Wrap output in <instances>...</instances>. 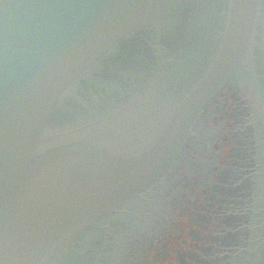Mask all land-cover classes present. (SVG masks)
I'll return each instance as SVG.
<instances>
[{
	"label": "water",
	"instance_id": "obj_1",
	"mask_svg": "<svg viewBox=\"0 0 264 264\" xmlns=\"http://www.w3.org/2000/svg\"><path fill=\"white\" fill-rule=\"evenodd\" d=\"M228 86L264 142V0H0V264H124L143 238L138 264H205L237 220L217 204L229 177L197 193L177 158ZM211 110V129L238 113ZM256 221L245 264H264V201Z\"/></svg>",
	"mask_w": 264,
	"mask_h": 264
},
{
	"label": "flooded vegetation",
	"instance_id": "obj_2",
	"mask_svg": "<svg viewBox=\"0 0 264 264\" xmlns=\"http://www.w3.org/2000/svg\"><path fill=\"white\" fill-rule=\"evenodd\" d=\"M230 100L233 109L237 108V115H230L229 110H227L226 113H219L217 118H219L218 122L220 123V127L211 129V119L208 117L212 111L211 109L215 106L222 109ZM214 102L212 106L206 109L203 119H201L203 121H199L201 123L198 124L196 128V130H198L197 135L189 138L184 151H182L177 158V163L180 167H183L180 169V172L186 173V177H188L187 170L189 168H187V166L189 164H192L194 167L197 166L199 173L196 177L199 179L196 178L194 183L191 184L193 188L197 189V193L202 191L203 188L207 189V191L213 190L212 181L209 183V180H207V182L201 180V175L202 179H204V177H211V173L209 177L207 176L208 171L210 172L211 170L212 174L216 173V171H219L221 174L223 171L226 174L224 177H229L227 187H223L222 191L220 190L223 197L220 198L221 201L217 204L219 206V211H222L220 218L227 219L234 217L237 218V220L233 227L220 228V233L222 234V243L220 247L219 244H216V249H213V251H211V249H206L205 254L202 251L205 259L201 261L205 264H245L250 259V248L253 246L255 241L254 237L258 233L259 228L256 219L260 216V203L264 201V197L260 196V194L264 193V142H261L260 135L257 132L258 129L253 124V111L249 107H246L247 101L241 98L239 90L234 89L232 86H228L226 91L222 92L219 98L215 99ZM236 103L238 104L236 105ZM229 117L234 123L232 128L229 127L228 124ZM213 131L215 134H220L214 135ZM201 132H205L208 135L206 134L204 137H201ZM237 133H240L241 136L236 137L235 135ZM197 136L198 138H195ZM215 145H218V150L214 149ZM226 147L230 148V153L228 154L225 151ZM201 151H203L204 154L201 155ZM212 151L215 156L212 155ZM241 155L244 156V160H246L245 167H242L243 159L241 160ZM226 156L227 158H225ZM232 169L244 173L243 176L231 177ZM202 172H204L205 175H203ZM220 174L217 176L220 177ZM189 182L190 178L180 180L181 186L178 189L179 195L186 192L184 191V187L189 184ZM237 183L245 185L244 189L242 188V193L241 191L237 193L235 189L228 190L229 188L237 186ZM213 195L215 196V194ZM214 196L213 198L216 197ZM193 197H195V195ZM238 198H240V200H238ZM215 200H217V198H215ZM215 200L212 199L211 203H209L212 205ZM206 208L207 206H205L204 212H202L200 216L201 225H204L202 230H207V238L205 241L212 240V234H214V236L217 234V228L213 227L212 224V219H215L217 212L205 213ZM159 226L160 224L158 226L156 224L155 228L152 229L157 231L155 233L157 235L156 241L165 242L168 240V233L163 232V226L166 225L162 227ZM173 232L175 231L173 230ZM142 240L144 244L139 246L141 243L140 240V243L131 247L133 249L127 250L124 264H126L127 261H130L131 264H138L150 258V253L152 252V247L150 246L153 238H143ZM141 252H143V254H141ZM199 262L198 260L197 263L200 264Z\"/></svg>",
	"mask_w": 264,
	"mask_h": 264
}]
</instances>
